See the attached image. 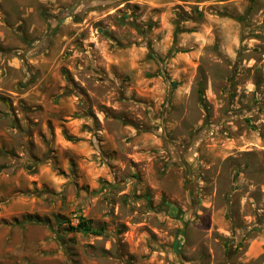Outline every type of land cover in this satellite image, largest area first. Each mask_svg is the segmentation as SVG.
<instances>
[{
    "label": "rangeland",
    "instance_id": "374dc122",
    "mask_svg": "<svg viewBox=\"0 0 264 264\" xmlns=\"http://www.w3.org/2000/svg\"><path fill=\"white\" fill-rule=\"evenodd\" d=\"M0 264H264V0H0Z\"/></svg>",
    "mask_w": 264,
    "mask_h": 264
},
{
    "label": "trees",
    "instance_id": "16d2710c",
    "mask_svg": "<svg viewBox=\"0 0 264 264\" xmlns=\"http://www.w3.org/2000/svg\"><path fill=\"white\" fill-rule=\"evenodd\" d=\"M81 220L79 224L77 225V230H81L84 232H93V233H99L100 231L97 229H93L91 227V221L89 219H86L85 217H80Z\"/></svg>",
    "mask_w": 264,
    "mask_h": 264
}]
</instances>
